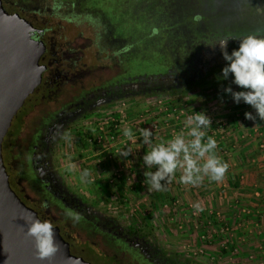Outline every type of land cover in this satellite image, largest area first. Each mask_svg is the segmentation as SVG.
<instances>
[{
  "label": "flooded vegetation",
  "instance_id": "obj_1",
  "mask_svg": "<svg viewBox=\"0 0 264 264\" xmlns=\"http://www.w3.org/2000/svg\"><path fill=\"white\" fill-rule=\"evenodd\" d=\"M216 1L0 0L4 15L20 18L28 48L39 52L43 67L40 82L14 116L17 126H10L2 143L9 185L39 219L54 224L73 256L89 264H189L84 201L54 166L53 155L66 132L88 114L128 95L175 93L197 83L224 61L216 41L264 36L263 23L247 32L232 29L230 16L213 19ZM252 1L249 20L262 22L264 4ZM220 2L240 6L251 0ZM234 42L228 39V51ZM145 61L164 67L143 73ZM55 260L51 256L43 264Z\"/></svg>",
  "mask_w": 264,
  "mask_h": 264
},
{
  "label": "rangeland",
  "instance_id": "obj_2",
  "mask_svg": "<svg viewBox=\"0 0 264 264\" xmlns=\"http://www.w3.org/2000/svg\"><path fill=\"white\" fill-rule=\"evenodd\" d=\"M219 1L212 3L211 12L215 11L213 19L230 16L232 29L240 28L247 32L261 27L262 22L257 17L249 20V16H254V1L240 6ZM199 9L206 13L203 6ZM203 22L209 23V19L206 17ZM226 63L224 61L216 64L209 74L181 92L128 95L120 103H115L116 105L104 106L95 113L88 114L66 132L60 145L55 146L56 152L53 155L54 166L69 188L84 201L121 224L138 228L147 235L148 240L189 264H254L250 257L259 255L255 250L245 254L244 250H248L249 243L244 244L237 237H242L243 233L236 232L237 229L232 227H238V222L246 221L245 228L248 231L244 234L248 233L246 238H249L254 236L255 231L261 230L259 225L264 223L263 216L258 214L263 208L259 205L264 202V195H255L257 190L261 192L264 187V176L258 175L256 171L264 162V159H259L262 153L259 143L264 142V139H259V129L251 131L253 141H257L256 147L252 146L251 150H238L240 145L233 142L236 147L232 148L231 156L240 157L234 158L236 167L231 165V161H227V158L231 157L219 155L220 150L216 148L217 155L228 163L229 170H239L234 175L226 171L221 181H210L204 177L201 183L191 185L180 182L182 172L178 169L173 177L162 182V190L150 189L146 184L145 173L155 171V166L148 168L142 156L151 150L152 145L166 142L177 133H187L185 121L189 113L193 115L203 111L207 114L212 108L214 114H221L223 111L228 113L236 109L239 103L233 102L230 95L223 92V87L231 84V76L226 80L218 77ZM231 86L239 90L237 85ZM250 121L247 126L252 124ZM119 122V126L115 128V138L113 142H109L107 126ZM16 126L15 117L11 127ZM125 127L134 130L132 141L122 134ZM142 127L152 129V145L143 143L139 135V129ZM246 132L248 133L247 130ZM87 134L91 140L88 139L89 146L85 147ZM100 134L104 137L102 142L97 143L94 140ZM4 140L6 142V137ZM126 147H131L133 153L124 157L118 152ZM69 164L72 165L71 168L68 167ZM85 170L88 172L87 176L83 175ZM228 182H232V190L227 188ZM225 183L227 185L224 187ZM118 185L122 193L118 190ZM240 186L248 188L244 192L250 193L246 201L244 198L241 200L245 206H241L239 197L234 193ZM217 202L221 203L219 207L227 208L224 213L220 211L221 216H226V219L223 217L226 221L223 227L228 226L227 231H220L221 224L213 222L215 212L219 211L215 210ZM196 204L203 210L194 207ZM243 207L251 210V213L243 215L244 217L238 213ZM229 209L234 211L230 214ZM207 215H210V218L207 219ZM232 220L234 224L230 225ZM253 243L255 247L264 245L262 238ZM234 247L237 248L236 253H232Z\"/></svg>",
  "mask_w": 264,
  "mask_h": 264
},
{
  "label": "clouds",
  "instance_id": "obj_3",
  "mask_svg": "<svg viewBox=\"0 0 264 264\" xmlns=\"http://www.w3.org/2000/svg\"><path fill=\"white\" fill-rule=\"evenodd\" d=\"M230 37L239 40L238 47L233 48L231 52L227 50ZM216 42L227 62L221 68V75L218 77L226 80L231 76V84L239 87V90H236L231 84H227L223 87V92L229 94L233 102L243 101L255 110L245 111L247 119L255 121L259 117L260 120H264V36L256 34L229 36ZM211 124V118L203 111L195 112L186 118L187 133H177L172 139L155 145H152V129L148 127L139 129L143 143L152 145L151 150L142 156L148 168L155 166V171L145 173L146 184L150 189L162 190L164 186L162 182L173 177L178 169L182 172L180 182L184 184L196 185L201 183L204 177L210 181L223 180L229 165L217 155L216 139L207 135L206 129ZM122 134L129 141L135 136L131 127H125ZM118 153L127 157L133 153V149L126 147ZM68 167L71 168L72 165L69 164ZM83 175H88L87 170ZM194 207L203 210L199 204ZM25 221L27 234L34 239L36 255L41 259L53 256L59 248L54 224L34 216L25 218Z\"/></svg>",
  "mask_w": 264,
  "mask_h": 264
},
{
  "label": "water",
  "instance_id": "obj_4",
  "mask_svg": "<svg viewBox=\"0 0 264 264\" xmlns=\"http://www.w3.org/2000/svg\"><path fill=\"white\" fill-rule=\"evenodd\" d=\"M28 35L18 15L0 11V264H43L36 255L34 239L27 234L25 218L37 213L24 205L9 185L2 157V143L12 120L41 80L39 52L27 45ZM59 248L52 264H89L73 256L55 229ZM51 264V263H49Z\"/></svg>",
  "mask_w": 264,
  "mask_h": 264
},
{
  "label": "built area",
  "instance_id": "obj_5",
  "mask_svg": "<svg viewBox=\"0 0 264 264\" xmlns=\"http://www.w3.org/2000/svg\"><path fill=\"white\" fill-rule=\"evenodd\" d=\"M231 98V96H230ZM237 106V105H236ZM239 108L236 107V109H233L232 111H228V113L223 111V113L218 114V112H216L215 114L213 113V110L211 108V110L206 114L211 118L212 124L206 129L207 135L209 136H213L216 141L217 144L219 145L217 147V149H219V155L221 156H229L231 157V150L232 148L235 147V144L233 143L232 140H228V135L230 132V127L233 124H239V125H246L249 121V119H247L244 115V111H255L249 104L244 103L243 101H241L238 104ZM231 109V108H230ZM161 111V109H160ZM190 115H192V113H189ZM187 114V115H189ZM194 114V113H193ZM189 115V116H190ZM120 122L114 123V124H109L107 127L108 129L107 131V139L109 142H113L114 138H115V133L117 132V129H115L117 126H119ZM155 128H157V124L154 125ZM102 129V128H101ZM255 131H258V129H255ZM261 135V134H260ZM103 135L100 134L99 136L95 137V142L100 143L102 142L103 139ZM89 140H91V138H89ZM222 144H225L224 147L220 146ZM259 148L260 150L263 152L262 156L264 157V142H260L259 143ZM257 196H259V194H257ZM239 214H241V216H247L249 215V213H251V210L243 207L241 208V210H239L238 212ZM238 214V215H239ZM259 214V212H258ZM216 215L214 217L213 222H217L219 224H221V228L220 231H223V229H225V231L229 230L228 226L227 227H223V225H226V221L223 218V216H221L220 211H216L215 214ZM239 215V217H241ZM243 216V217H244ZM216 218V219H215ZM231 242L232 239H231ZM237 252V248L234 247L232 249V253H236ZM259 255L254 257L251 256L250 260H254V264H264V245H258L257 251H256Z\"/></svg>",
  "mask_w": 264,
  "mask_h": 264
},
{
  "label": "crops",
  "instance_id": "obj_6",
  "mask_svg": "<svg viewBox=\"0 0 264 264\" xmlns=\"http://www.w3.org/2000/svg\"><path fill=\"white\" fill-rule=\"evenodd\" d=\"M237 108H239V106L237 105ZM223 113V112H222ZM244 113H245V111H244ZM223 114H225V113H223ZM257 120H259V122H257ZM250 122H252V124L250 125V126H247V125H239V124H233V125H231V127H230V132H229V135H228V140L230 141V140H232L233 142H237V144L238 145H240V147H239V149L238 150H241V151H249V150H251L252 149V146H255L256 147V145H257V141H253V139L254 138H252V134H251V131H255V129H259L260 131H259V133L261 134V138H259V139H264V120H260L259 119V117H257V119L255 120V121H253V120H251ZM246 130L248 131V133L246 132ZM254 133V132H253ZM219 146V145H218ZM220 146H222V147H224L225 146V144H222V145H220ZM236 147V146H235ZM217 150V149H216ZM243 153V152H242ZM263 153V152H262ZM262 153L260 154L261 156L259 157V159L260 160H262V159H264V157L262 156ZM242 155V154H241ZM240 155V156H241ZM234 158L236 159H238V158H240V157H238V156H231V158H227V161H231V165L232 166H235L236 167V161L234 160ZM262 158V159H261ZM259 167V169L258 170H256L257 171V174L258 175H262V176H264V162H262V164L260 165V166H258ZM260 169H261V172H260ZM229 170V169H228ZM227 170V172H229V173H231L232 175H234V173H236L237 171H239V170H234V169H231V170H229L228 171ZM241 171V170H240ZM226 174V173H225ZM233 180L235 181V179H234V177H233ZM230 183L232 184V182H228L227 184H228V189H231L232 190V188H231V185H230ZM226 183L225 184H223V186L225 187L226 185H227ZM234 189V188H233ZM238 189V190H237ZM246 189V190H245ZM225 190V189H224ZM227 190V189H226ZM244 190L245 191H247L248 190V188H242L241 186H240V188H236L235 189V194H237V196L240 198H238V201L240 200V202H241V200H242V198H244L245 199V201L249 198V195H250V193H248V192H244ZM262 191L260 192V191H256L255 192V195H257V194H259L260 195V197H261V194L263 193V195H264V187H263V189H261ZM228 191V190H227ZM262 195V196H263ZM244 196V197H243ZM264 197V196H263ZM234 198V197H233ZM237 200V199H236ZM263 201H264V199H262ZM252 201V200H251ZM217 207L215 208V210H219V211H222L223 213H224V211H226V209L227 208H225L224 206H222V207H219V206H221V205H219V204H221V203H219V202H217ZM245 206L242 202H241V206ZM259 206H261V207H263L260 211H259V216H263V218H262V220H263V222H264V215H262V213L264 212V202L263 203H261ZM234 210L232 209H229V213L231 214V212H233ZM261 212V213H260ZM264 214V213H263ZM224 218L226 217L224 214L222 215ZM205 218H206V215H205ZM208 218H210V215H207V219ZM226 219V218H225ZM246 221H244L243 223H241V222H238L236 225H238V227H240V228H238L237 226H232L234 229H237V230H235L236 232L237 231H239L240 233H243L242 234V237L244 236L245 237V239L246 240H244V237L242 238L241 237V235H239V236H237L238 238H240V240L241 241H243V243L245 244V243H249L248 244V250H244V252H245V254L247 255V254H249L251 251H253V250H255V251H257V246L255 247V246H253V242H258V240L260 239V238H262V240L264 241V223H262V225H259V226H261V230H257V231H255V234H253L254 236L253 237H249V238H246V237H248V233L247 234H244V233H246L248 230H247V228H245L246 227ZM234 224V222H233V220L231 221V224L230 225H233ZM253 228V227H252ZM260 228V227H259ZM239 229V230H238ZM238 232V233H239ZM239 233V234H240ZM259 235V236H258ZM255 236H258V237H256L255 238ZM237 264H238V262H237ZM247 264H249V263H247Z\"/></svg>",
  "mask_w": 264,
  "mask_h": 264
},
{
  "label": "trees",
  "instance_id": "obj_7",
  "mask_svg": "<svg viewBox=\"0 0 264 264\" xmlns=\"http://www.w3.org/2000/svg\"><path fill=\"white\" fill-rule=\"evenodd\" d=\"M260 1H262L263 2V4H264V0H260ZM127 17H128V26L129 25H132V23H133V18H132V16H130V14H128L127 15ZM262 23L264 24V20L262 21ZM261 28V27H260ZM249 34H255V33H249ZM262 34V33H261ZM245 35H248V33H246ZM244 35V36H245ZM240 37V36H239ZM238 44H239V40H238V42H234V44H233V47L231 48V50L233 49V48H236V47H238ZM231 50L229 51V52H231ZM225 61V60H224ZM223 61V62H224ZM157 67H159V69H163V67H164V65H162L161 64V62H159V63H154V64H151L150 62H148V61H145V62H143L142 63V65H141V68H142V72L143 73H148V72H152V71H154ZM223 80H225V79H223ZM183 90V89H182ZM181 89H180V91H178V90H174V91H178V92H181L182 91ZM178 92H176V93H178ZM168 94H171V93H168ZM173 94V93H172ZM257 122H259V120H257ZM90 138V136H89V134H87V139H86V141H85V147H88L89 146V143H88V139ZM107 184H108V182H107ZM109 186H110V183L108 184ZM120 186L118 185L117 186V188H118V190L120 191V193H122V190H121V188H119Z\"/></svg>",
  "mask_w": 264,
  "mask_h": 264
}]
</instances>
